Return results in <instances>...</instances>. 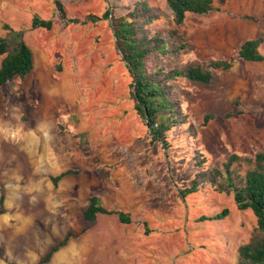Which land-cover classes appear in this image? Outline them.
<instances>
[{"label":"rangeland","instance_id":"1","mask_svg":"<svg viewBox=\"0 0 264 264\" xmlns=\"http://www.w3.org/2000/svg\"><path fill=\"white\" fill-rule=\"evenodd\" d=\"M58 1L64 18L55 0H0V36L4 23L24 29L34 59L32 73L0 86V264H37L67 234L45 264H236L238 248L256 226L251 209H238L231 192L208 183L185 198L180 191L189 186L186 173L194 172L196 146L204 147L210 166H221L232 154L264 152V62L235 59L230 69L213 71L209 84L175 81L173 96L198 137L193 142L175 130L165 151L137 117L110 17L89 18H100L106 8L125 14L143 1L158 17L146 28H176L186 43L158 59L164 72L235 56L249 37L262 36L264 53V24L241 17L251 11L239 0L236 11L242 14L220 9L225 0H215L211 11L188 13L180 25L165 0ZM34 13L52 19L51 30L31 29ZM209 112L214 117L200 126ZM67 169L75 173L54 185L50 176ZM91 195L127 213L130 222L115 214L85 221ZM223 208L229 210L225 218L197 221Z\"/></svg>","mask_w":264,"mask_h":264},{"label":"trees","instance_id":"2","mask_svg":"<svg viewBox=\"0 0 264 264\" xmlns=\"http://www.w3.org/2000/svg\"><path fill=\"white\" fill-rule=\"evenodd\" d=\"M165 2L176 25L182 24L188 13L202 15L213 9V0H165ZM55 3L60 16L64 18L63 7L58 0H55ZM109 17L108 24L116 50L130 77L128 87L129 95L134 101V109L148 128L152 143L158 142L165 151L171 149L168 137L175 130L183 131L187 137L193 139V142H196L198 137L197 128L185 107L173 96L172 84L175 81L185 78L189 81L209 84L213 79V71L230 69L235 59L245 62H264V53L259 52L263 38L257 36L245 39L239 45L235 56L210 60L206 67L188 64L164 72L157 61L167 55H175L185 48L186 43L182 40V33L176 28L163 32L146 28V25L158 17L143 1L136 2L132 10L125 14H115L106 8L100 18L91 16L89 20H107ZM241 17L264 22V18L250 15H241ZM35 27L51 30L53 20L41 18L34 13L30 28ZM3 28L6 34L0 36V56H3L0 61V86L10 82L15 76L24 78L34 67L32 50L23 38L24 29H14L8 23H4ZM57 69L60 70L59 65ZM213 117V113H206L200 126H205ZM203 149L204 147L201 146L193 149L192 158L197 161L190 169H194V172L186 173L191 176L188 181L189 186L182 189L180 194L185 198L188 194L197 192L198 185L202 182L213 185L220 192H231L237 208L251 209L256 219V226L249 241L238 248L239 259L236 264H264V152L244 158L232 154L221 166H210L207 164ZM166 155L169 169L172 170L173 164L170 165L169 155L167 153ZM73 173L74 170L67 169L50 176V180L56 185L59 179ZM4 198L0 184V213L4 210ZM228 212L227 208H223L210 216L201 215L197 221L223 219ZM99 214H115L119 222H130L127 213L108 209L101 204L97 196L91 195L82 212V218L85 221H94ZM67 239L68 234L62 241L52 246L37 264H45L49 261L51 255L66 244Z\"/></svg>","mask_w":264,"mask_h":264},{"label":"crops","instance_id":"3","mask_svg":"<svg viewBox=\"0 0 264 264\" xmlns=\"http://www.w3.org/2000/svg\"><path fill=\"white\" fill-rule=\"evenodd\" d=\"M239 1L242 2V5L248 4V9L251 11V14H253V15H251V14H243V15H250V16H254L256 18H264V0H239ZM224 2H225L224 6H220V9H225L227 12L232 11L233 13L235 12L237 14H242V12L240 13V12L236 11L235 0H231V1L225 0ZM214 4H215V0H213V7H214ZM247 20H250V19H247ZM250 21H252L256 24H260V23L264 24V22H262V21H254V20H250ZM249 38H254V37H249ZM249 38H247V39H249ZM33 61H34V59H33ZM33 71H34V67H33L32 72ZM32 72H30V73H32ZM58 80H59L60 85H61V82L63 84L64 83L67 84V81H61V79H58ZM65 98H66V96H65ZM67 99H68V97H67ZM137 117L139 118L138 115H137ZM83 127L85 128V126H83Z\"/></svg>","mask_w":264,"mask_h":264}]
</instances>
